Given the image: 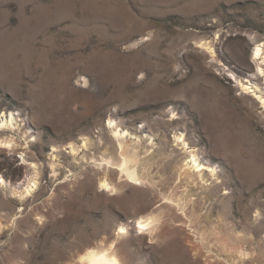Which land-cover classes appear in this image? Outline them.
Masks as SVG:
<instances>
[{"label": "rangeland", "instance_id": "rangeland-1", "mask_svg": "<svg viewBox=\"0 0 264 264\" xmlns=\"http://www.w3.org/2000/svg\"><path fill=\"white\" fill-rule=\"evenodd\" d=\"M259 43L264 0H0V264H264ZM121 144L140 185L106 171Z\"/></svg>", "mask_w": 264, "mask_h": 264}, {"label": "bare ground", "instance_id": "bare-ground-1", "mask_svg": "<svg viewBox=\"0 0 264 264\" xmlns=\"http://www.w3.org/2000/svg\"><path fill=\"white\" fill-rule=\"evenodd\" d=\"M253 59L256 61L257 72L260 75H263L264 69L262 65L264 63V43H261V44L259 43L258 45L255 46V48L253 49ZM83 80L85 81V79ZM238 85L241 91L245 93H249L251 95H255L254 94L255 90L252 89V86H250L248 82L241 83L240 81H238ZM263 85H264V82H263ZM261 91H263L264 93V87L262 88ZM258 99H260L261 101L260 104L264 107V95L262 97H259ZM12 124H13V119L11 115L9 116V119H7L6 117H2L0 129H12ZM108 125L112 127V133L115 138L121 137L119 130L117 128L113 129L114 124L112 122H110ZM1 144L4 146V148H7V149H13L15 146L14 140L12 138H9V139L7 138L5 140L2 139ZM88 147H89V143L88 141H86L83 144V148L87 149ZM70 149H71V152L75 151V148L73 147V145L70 146ZM131 155H134L133 159H130ZM21 156L23 157V155ZM189 158L193 165L192 167L196 168L199 166L198 157L195 155V153L190 152ZM23 161H25L24 158H23ZM106 164L110 166H116L119 168L118 170L117 169L112 170V169H109V167L107 166L106 171L110 170L112 174L119 175L120 179H125L126 181H129V183L134 184V185H140L143 183L137 171L138 161H137L136 152H134L133 148H130L129 145L121 144L118 150L117 158L113 159L110 157L108 161L106 162ZM50 166H51L52 176L57 177L56 176L57 175L56 174L57 164L55 163V160L50 163ZM101 169H103V167H101ZM36 187H37L36 181H32V182L29 181L27 182V185L23 189L22 193L28 196V194H31L36 189ZM100 187L102 189L108 190L109 192L117 191V185L110 182L109 179L106 178L105 176H103L100 179ZM165 198L166 200L170 202H176L177 204H179V201L175 199L174 195L169 194L165 196ZM141 217L142 218L138 217L133 222L134 229L138 232H143L148 227L150 228V226H153L155 223L159 222V219H160V218L157 219L156 216H150V214L149 216L147 215L146 217H143V216ZM157 226L159 225L155 224V227ZM123 231H124V228H120L118 234H122ZM239 254L240 256H242L241 251H239ZM76 258L77 260L75 262L69 263V264H126L125 259L123 258L120 252V249L117 247V245L113 241L105 245L98 244V245L90 246L88 248H84L81 251V253L76 255Z\"/></svg>", "mask_w": 264, "mask_h": 264}]
</instances>
